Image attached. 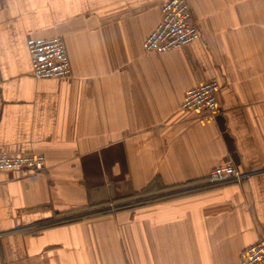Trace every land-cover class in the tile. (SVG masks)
Returning a JSON list of instances; mask_svg holds the SVG:
<instances>
[{
  "label": "crops",
  "instance_id": "1",
  "mask_svg": "<svg viewBox=\"0 0 264 264\" xmlns=\"http://www.w3.org/2000/svg\"><path fill=\"white\" fill-rule=\"evenodd\" d=\"M164 1L0 0V152L47 166L0 170L5 264H239L264 236V0H188L200 37L147 52ZM30 35L72 75L35 77ZM210 80L220 112L182 108ZM228 161L249 177L210 184Z\"/></svg>",
  "mask_w": 264,
  "mask_h": 264
},
{
  "label": "built area",
  "instance_id": "2",
  "mask_svg": "<svg viewBox=\"0 0 264 264\" xmlns=\"http://www.w3.org/2000/svg\"><path fill=\"white\" fill-rule=\"evenodd\" d=\"M200 37L197 23L192 18L188 0H165L161 8V18L144 42V50L169 51L182 48ZM33 74L37 78H64L72 75L71 62L64 38L53 35L27 38ZM220 84L216 80L202 82L186 93L182 108L194 112L199 117L215 116L220 112L218 93ZM46 158L35 152H0V170H22L31 179H36L46 171ZM249 172L241 170L228 161L215 167L209 175L210 184L242 182ZM0 264H5L0 250ZM239 264H264V236L249 245L241 255Z\"/></svg>",
  "mask_w": 264,
  "mask_h": 264
},
{
  "label": "trees",
  "instance_id": "3",
  "mask_svg": "<svg viewBox=\"0 0 264 264\" xmlns=\"http://www.w3.org/2000/svg\"><path fill=\"white\" fill-rule=\"evenodd\" d=\"M117 207H119V206H117ZM122 207H123V206H122ZM110 211H111L110 208H105V209H102V210H100V211H97V212L94 213V214H91L90 216L99 215V214H104V213H107V212H110ZM81 218H83V216L78 217V218L68 219V220H62V222L73 221V220H75V219H81Z\"/></svg>",
  "mask_w": 264,
  "mask_h": 264
},
{
  "label": "rangeland",
  "instance_id": "4",
  "mask_svg": "<svg viewBox=\"0 0 264 264\" xmlns=\"http://www.w3.org/2000/svg\"><path fill=\"white\" fill-rule=\"evenodd\" d=\"M114 205V204H113Z\"/></svg>",
  "mask_w": 264,
  "mask_h": 264
}]
</instances>
